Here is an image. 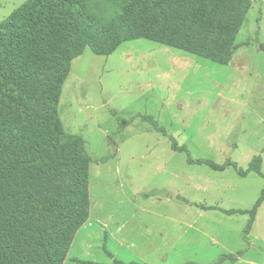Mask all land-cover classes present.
<instances>
[{
    "label": "rangeland",
    "instance_id": "rangeland-1",
    "mask_svg": "<svg viewBox=\"0 0 264 264\" xmlns=\"http://www.w3.org/2000/svg\"><path fill=\"white\" fill-rule=\"evenodd\" d=\"M27 1L0 0V22ZM243 1L224 65L145 39L71 61L57 116L88 210L64 264H264V0Z\"/></svg>",
    "mask_w": 264,
    "mask_h": 264
},
{
    "label": "trees",
    "instance_id": "trees-1",
    "mask_svg": "<svg viewBox=\"0 0 264 264\" xmlns=\"http://www.w3.org/2000/svg\"><path fill=\"white\" fill-rule=\"evenodd\" d=\"M245 14L243 0H28L0 22V264H64L86 220L87 155L57 116L71 61L145 39L224 65Z\"/></svg>",
    "mask_w": 264,
    "mask_h": 264
},
{
    "label": "crops",
    "instance_id": "crops-1",
    "mask_svg": "<svg viewBox=\"0 0 264 264\" xmlns=\"http://www.w3.org/2000/svg\"><path fill=\"white\" fill-rule=\"evenodd\" d=\"M113 239L115 240L114 236L112 234H110V241ZM122 244L118 243V242H113L112 246L110 247V252H111V256L112 257H123V255L121 256L120 255V252L122 251ZM120 262H123V263H126V264H137L135 263L134 261H131L130 259H127V260H123L121 258H118ZM117 260V259H116Z\"/></svg>",
    "mask_w": 264,
    "mask_h": 264
},
{
    "label": "water",
    "instance_id": "water-1",
    "mask_svg": "<svg viewBox=\"0 0 264 264\" xmlns=\"http://www.w3.org/2000/svg\"><path fill=\"white\" fill-rule=\"evenodd\" d=\"M110 145H111V146H114V145L112 144V142H110Z\"/></svg>",
    "mask_w": 264,
    "mask_h": 264
}]
</instances>
